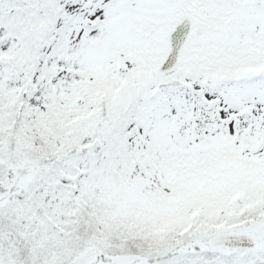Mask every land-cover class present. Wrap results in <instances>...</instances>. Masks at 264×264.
<instances>
[{"label":"snow or ice","instance_id":"6c2138e0","mask_svg":"<svg viewBox=\"0 0 264 264\" xmlns=\"http://www.w3.org/2000/svg\"><path fill=\"white\" fill-rule=\"evenodd\" d=\"M0 264H264V0H0Z\"/></svg>","mask_w":264,"mask_h":264}]
</instances>
